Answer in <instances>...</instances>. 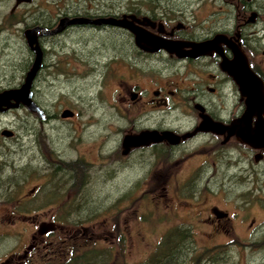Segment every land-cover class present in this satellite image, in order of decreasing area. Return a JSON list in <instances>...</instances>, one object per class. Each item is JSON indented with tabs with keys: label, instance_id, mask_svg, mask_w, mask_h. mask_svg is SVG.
Masks as SVG:
<instances>
[{
	"label": "flooded vegetation",
	"instance_id": "obj_1",
	"mask_svg": "<svg viewBox=\"0 0 264 264\" xmlns=\"http://www.w3.org/2000/svg\"><path fill=\"white\" fill-rule=\"evenodd\" d=\"M4 1H11L13 4L9 11L2 12L0 9V16H2L0 38L6 32L14 34L15 28L21 25L24 40L31 51V59H33L31 67L36 60L37 50L31 46L29 35L35 36L43 55L42 67L35 75L31 86V98L38 110H33L28 104L20 101L16 106H4L0 109V115L26 110L42 122H49L53 119L66 121L81 116L80 111L69 101H60L57 108L54 105L53 110L49 111L38 101L37 82L48 65L51 66L50 69L54 73L62 71V73L70 74L79 70L77 62L85 60L83 55L86 52L94 53L88 49L93 38L88 39L87 36L83 40H79L80 43L82 42L80 48L76 47L74 41L77 39L75 38L88 33L90 36H95L108 32L113 48L112 51H107L106 61H103L108 65L109 76L111 74L114 77L113 96L117 100V108L119 110L121 108L123 112L137 114V118L140 120L138 122L133 119V122L129 123L131 126L121 130L120 136L115 133L112 134L113 136L104 135L103 139L96 141L98 143H95L93 139L89 142L90 138L87 136L89 128L83 122L80 129H76L81 131V137H76L74 142L69 140L65 143L68 148L76 152L68 159L59 154L56 140L48 134L47 140L42 139L39 145L40 152L45 156L47 169L55 170V173L58 174L63 171H65L64 173L71 171L75 175L79 171L84 179V176L92 175L97 171H112L117 174L121 166L123 168L130 166L125 160L131 157L141 160V162L143 160L155 162V167L158 165V168L154 172L152 170L155 167L151 168L149 161L148 165L144 166V173L149 176L153 175L156 179L154 186L149 189L153 193L151 201L155 206L158 203H164L166 210L167 207L172 208V206L175 207L181 203L189 205L190 201L182 197L180 192L185 188L188 198L196 193L208 192L210 196L213 195V198L217 197V200L208 204L209 214L207 217L197 216L196 219L212 223L218 231L220 227L222 232L230 237L233 236L232 231H235V222L246 221L249 223L247 233L241 238L245 240L244 247L250 248L248 253L250 250L257 252L264 249V240L258 243H249V239L257 231L259 232V227L264 223V219L258 221L256 217L251 216L253 214L252 205L256 201L261 203L264 201V179L263 170H261L264 168V147L255 146L238 135L242 132L247 134L248 130L251 135H257L258 116L247 117V96L244 95L241 84L230 72L231 67L239 64L235 54L236 47L245 54L250 70L263 82L264 93V0H226L229 7H234L233 26L228 30H213L212 32L207 29L208 34H202V37L198 36L200 33L188 23L185 18L186 13L180 12L182 9L179 12L168 11L165 13L162 9L158 10L160 5L156 0L152 1L154 4L151 3L150 7H142L138 2L130 3L122 14L118 13V5L115 6L114 2L110 5V0H0V2ZM171 12L175 15H171ZM80 17L89 20L67 23L59 27L64 18L73 20ZM111 17L127 18L138 27L169 40L195 43L214 38L220 33L225 34L227 40L218 46L222 52L212 49L198 56L190 52L192 49L190 46H184L179 50L182 56L167 49L152 51L147 42L137 40V34L130 27L104 21L94 22L97 19ZM228 21H230V17ZM31 29H33V33L29 32ZM119 30L124 31L133 41V52L136 56L165 54L172 61L186 66V71L180 74L184 76L177 80L167 75L164 78L141 73L120 54L117 46ZM65 45L67 51L66 48L63 49L66 47ZM57 47L60 48L57 49ZM90 62L89 69L92 71L94 63L99 62L96 57ZM31 67L26 72V76ZM121 68H124V71H121ZM84 78L81 74L72 76L73 82H79L82 85L84 82L80 81ZM25 79L17 86L18 88L22 86ZM69 91L73 95L76 94L79 91L78 85H73ZM174 108H177L178 111L177 118L186 122L172 126L166 123L165 117L163 118L165 124L152 126L149 123L145 124L146 122L142 120L148 118L152 113L164 112L163 114L167 115ZM65 112H67V116H64ZM94 123L92 122L91 126ZM218 126L223 130H215ZM153 131L158 132L157 138L156 135L155 138L150 135ZM168 132L177 138L167 136L165 133ZM140 135L144 136L141 143L129 145L126 142L128 137ZM0 137L14 138L16 131L7 125H2L0 126ZM116 137L118 142H116ZM112 138L114 139L112 148L103 152L101 145L104 144V141H106L105 145H108ZM84 145L90 146L87 148V152L81 153L79 149ZM218 154L217 171L219 172L216 174H220L222 171L226 179L224 178L221 184L219 182L216 188L212 186L211 179L201 182L205 165L202 168L198 164L192 166L184 179L185 181L178 180L179 166L182 162L194 163L200 160L208 162L210 156L217 157ZM98 156L103 158L100 163ZM90 158L96 161H91ZM45 163L43 160V167H46ZM67 163H71L72 166H66ZM1 165L0 170L2 171L5 163ZM39 165L41 166V164ZM138 165L141 169L143 163H138ZM230 176L232 180L229 179ZM212 177L214 178L213 175H211ZM171 179H174L171 184V187H174V189L171 188L172 196L169 195ZM36 191L38 190L34 186L29 193ZM146 191L143 189L140 192L142 198L146 196ZM237 192L240 195L239 202L228 197L227 193L236 194ZM204 199L208 200L206 196ZM23 200V198H18L16 202ZM18 204L12 206L11 215L15 216ZM81 204L85 205V203ZM262 204L264 205V203ZM221 205H225V207ZM124 208L125 206L118 203L108 209H102L100 214L93 213L90 219L86 218L82 221L67 217L66 221L74 226L65 225L62 217L52 219L50 222H41L37 216L33 217L34 222L40 225L39 233L32 235V242L22 254H12L1 264H29L31 261L34 262L30 259V255L32 252L34 254V251H39L36 255L38 258H43L39 259L40 261L54 259L61 251L59 247L62 242L68 246L66 254H70V256L78 251L80 254L87 252V255L90 256L89 264H124L125 261L120 257L125 249L126 238V233L120 226ZM46 223H51L53 229L41 233V227H45ZM60 231L69 235L66 237L67 239L59 237ZM48 233H55L54 238L46 240L45 237ZM106 248L110 249V253ZM105 249L108 250L105 263L99 262ZM167 250L168 248H166ZM43 254L48 257H44Z\"/></svg>",
	"mask_w": 264,
	"mask_h": 264
},
{
	"label": "rangeland",
	"instance_id": "obj_2",
	"mask_svg": "<svg viewBox=\"0 0 264 264\" xmlns=\"http://www.w3.org/2000/svg\"><path fill=\"white\" fill-rule=\"evenodd\" d=\"M110 1V5L113 2L115 6L118 5V13L121 14L125 12L130 3L138 2L142 7H150L151 3L154 4L153 0ZM156 1L160 5L158 10L162 9L165 13L179 12L182 9L180 12L186 13V20L193 25L192 28L199 32L198 36L201 37L202 34H208L207 29L209 32L228 30L234 23V7H229L226 0ZM12 4L11 1L0 2V9L2 12L9 11ZM229 17L230 21H228ZM1 19L2 16H0ZM22 29L21 25H18L14 34L6 32L0 38V92L18 88L17 86L24 81L26 72L31 67L33 59H31V51L24 40ZM87 36L88 39L93 38L88 49L94 53L86 52L83 55L85 60L77 62L79 70L70 74L62 73V71L54 73L48 65L38 79L36 87L38 101L49 111L53 110L54 105L57 108L60 101H69L80 111L81 116L66 121L53 119L49 122H42L26 110L0 115V126L7 125L16 131L14 138L0 137V166L5 163L3 170H0V264L12 254H22L32 242V235L39 233L40 225L34 222L33 217L37 216L41 222H50L52 219L62 217L65 225L74 226L66 221L67 217L77 221L90 219L93 213L100 214L102 209H108L118 203L125 206L122 210L120 224L126 233L125 249L120 254L121 260L125 261L124 264H264V249L257 252L250 250L248 253L250 248L243 245L245 240L241 238L247 233L248 222L236 221L235 231H232L233 236L230 237L225 235L220 227L218 231L212 223L196 219L197 216L207 217L208 204L217 200V197L213 198V195L210 196L208 192L196 193L188 198L185 188L180 192L182 197L190 201L189 205L181 203L172 208L167 207L166 210L164 203H158L155 206L151 201L153 193L149 189L154 186L156 179L153 175L149 176L144 173V166L148 165L149 160L141 162L131 157L125 160L130 166L127 168L121 166L117 174L112 171H97L92 175L84 176V179L79 171L74 175L71 171L58 174L55 170L47 169L48 165L45 163V156L40 152L39 145L42 139L47 140L48 134L56 140L59 154L68 159L76 152L68 148L65 143L69 140L74 142L76 137H81L79 129L83 122L89 128V134H87L90 138L89 142L93 139L95 143H98L96 141L103 139L104 135L113 136L112 134L115 133L120 136L121 130L131 126L129 123L133 122V119L140 121L137 114L123 112L121 108L120 110L117 108V100L113 96L114 77L111 74L109 76L108 65L105 62L107 51H112L113 48L110 33L103 32L95 36H90L88 33L78 36L74 41L76 47L80 48L82 42L80 43L79 40ZM118 38L117 46L120 54L141 73L164 78L167 75L177 80L184 76L180 75L186 71L184 64L172 61L165 54L138 57L133 52V41L124 31H118ZM65 48L67 51V46L63 47ZM94 57L99 63L95 62L91 71L90 61ZM120 70L124 71V68ZM77 74L85 77L80 81L84 82L83 85L73 82L72 76ZM75 84L78 85L79 91L73 95L69 90ZM163 113H152L142 120L146 122L145 124L149 123L152 126L165 124L163 119L165 117L166 123L172 126L186 122L177 118V108L170 111L169 116V113L167 115ZM92 122L95 123L91 126ZM77 128L79 129L76 130ZM113 138L108 145H105L106 141L101 145L103 152L112 148ZM115 139L118 142V138ZM89 146L84 145L79 151L87 152ZM71 147L74 148V146ZM216 156H210L208 162H202V160L194 163L182 162L179 166L178 180L185 181L192 166L198 164L202 168L205 165L201 182L211 179L212 186L216 188L218 183L221 184L225 178L222 171L216 174L219 172L217 171L219 154ZM98 159L100 163L103 158L98 156ZM43 160L46 167H43ZM90 160L96 161L92 158ZM138 163H143L141 169ZM65 165L72 166L71 163ZM149 165L154 168L155 162L149 161ZM157 168L158 165L152 171L154 172ZM261 170H263L264 179V168ZM211 175L214 178H211ZM229 179L232 180V177L230 176ZM173 181L174 179H171L169 185L170 196L173 195L174 187H171ZM181 185H183L182 182ZM34 186L38 191L29 193ZM143 189L147 190L144 198L140 196ZM227 194L228 197L239 202V192ZM205 196L208 200L204 199ZM18 198L24 200L18 201V203L21 202L18 204L16 202ZM128 198L129 200L126 201ZM203 202L205 204H201ZM262 203L256 201L252 205L253 214L251 216L256 217L258 221L264 219ZM16 204H18V210L13 216L11 208ZM221 206L225 207V205ZM52 229L53 227L49 231ZM54 236L55 233H48L45 239H52ZM67 236H69L67 233L60 231L61 239H67ZM261 240H264V223L259 227V232L257 231L249 239V243H258ZM60 246L61 252L66 253L68 246L63 242ZM166 248H168L167 251ZM106 249L99 258V262L105 263L108 255ZM164 250L166 252H163ZM38 253L39 251H34V254L32 252L30 255V259L34 260L35 264L40 262L39 259H43L38 258L36 255ZM45 256L48 257V255Z\"/></svg>",
	"mask_w": 264,
	"mask_h": 264
},
{
	"label": "water",
	"instance_id": "obj_3",
	"mask_svg": "<svg viewBox=\"0 0 264 264\" xmlns=\"http://www.w3.org/2000/svg\"><path fill=\"white\" fill-rule=\"evenodd\" d=\"M87 20L89 19L84 18V17L75 18L73 20L64 18L61 24L59 25V27H62L67 23L70 24V23H75V22H85ZM101 21L119 24L120 26H124V27H130L137 34V38H138L137 40L147 42L151 46L152 51H158L160 49H167L168 51L178 53L180 56H182V54L179 52V50L181 48H184V46H190L192 48L190 52H192V54L195 56H198L199 54L205 53L207 52V50H212V49L219 50L222 52V50L218 46L220 45L221 42H225L227 40V36L223 33L217 34L214 38L195 42V43L169 40V39L157 36L149 32L147 29H142L138 27L136 24H134L133 21L127 20V18L111 17V18H101V19L94 20V22H101ZM29 32L33 33V29L29 30ZM29 37H30L29 42L31 46L37 50L36 60L33 63L29 72L27 73L25 82L22 84L20 88L7 89V90L0 92V109H2L4 106H11V105L16 106L20 101H22L25 104H28L33 110H38L37 105L31 98V95H32L31 86H32V82H33L35 75L37 74L38 70H40V68L42 67L43 53H42V50L35 36L29 35ZM235 52H236L235 53L236 57L239 60V64L235 65V67H231L230 72L234 75L237 82L241 84L242 91L244 95L247 96V104H248L247 117L251 118L253 115H257L258 116L257 126L259 127L257 135H251L250 130H248L247 134L242 132V133H238V135L243 140L247 142H252L255 146L264 147L263 82L260 81L255 76V74L250 70L245 54L241 52L240 49H237L236 47H235ZM67 115H68L67 112H65L64 116H67ZM215 130L222 131L223 129L218 126V128H215ZM165 134L170 137H173V136L175 137L174 134L172 133L170 134L169 132ZM150 135L153 137L156 135L155 137L157 138L158 132L153 131L150 133ZM143 137L142 135L131 136L126 139V142L129 145L130 144L137 145L142 142ZM139 138L141 139L138 141L134 140V139H139ZM175 138H177V136ZM50 228H52V224L46 223L45 227H41V233L47 232Z\"/></svg>",
	"mask_w": 264,
	"mask_h": 264
},
{
	"label": "trees",
	"instance_id": "obj_4",
	"mask_svg": "<svg viewBox=\"0 0 264 264\" xmlns=\"http://www.w3.org/2000/svg\"><path fill=\"white\" fill-rule=\"evenodd\" d=\"M88 253L80 254L76 252L70 256V254L60 253L54 259H44L41 260L38 264H89L90 256ZM68 256V257H66ZM29 264H35L33 261Z\"/></svg>",
	"mask_w": 264,
	"mask_h": 264
}]
</instances>
